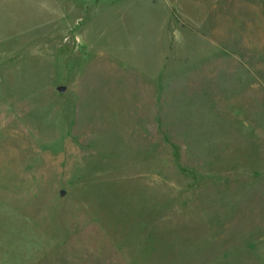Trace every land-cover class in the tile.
I'll return each mask as SVG.
<instances>
[{
    "label": "rangeland",
    "instance_id": "1",
    "mask_svg": "<svg viewBox=\"0 0 264 264\" xmlns=\"http://www.w3.org/2000/svg\"><path fill=\"white\" fill-rule=\"evenodd\" d=\"M1 224L264 264V0H0Z\"/></svg>",
    "mask_w": 264,
    "mask_h": 264
},
{
    "label": "crops",
    "instance_id": "2",
    "mask_svg": "<svg viewBox=\"0 0 264 264\" xmlns=\"http://www.w3.org/2000/svg\"><path fill=\"white\" fill-rule=\"evenodd\" d=\"M0 227H3V224ZM11 236L9 233L0 234V264H91V255H96L98 259L96 264H107L104 259L105 250L100 248L99 244L97 250H91L89 241H74L75 249L67 251L66 255H72L68 257L63 254L59 256L57 248H52L57 246L40 237H18L17 234ZM230 241V239L221 241L220 248H230ZM227 244L229 246L226 247ZM228 253L229 251H226V254ZM108 264H120V261L114 257Z\"/></svg>",
    "mask_w": 264,
    "mask_h": 264
}]
</instances>
